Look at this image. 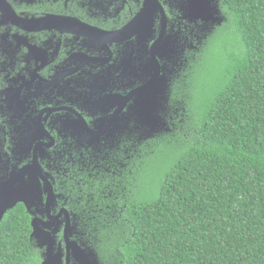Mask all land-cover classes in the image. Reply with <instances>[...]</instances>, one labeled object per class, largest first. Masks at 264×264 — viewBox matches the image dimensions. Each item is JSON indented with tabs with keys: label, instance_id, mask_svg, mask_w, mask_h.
<instances>
[{
	"label": "flooded vegetation",
	"instance_id": "flooded-vegetation-1",
	"mask_svg": "<svg viewBox=\"0 0 264 264\" xmlns=\"http://www.w3.org/2000/svg\"><path fill=\"white\" fill-rule=\"evenodd\" d=\"M210 5L222 22L196 16L191 0H0V185L31 184L37 158L56 194L49 212L43 191L4 216L24 208L39 264L47 246L32 235L36 218L51 220L62 264H78L66 232L99 258L68 207L82 194L63 191L95 188L98 174L120 172L189 118L180 110L195 51L225 21L219 0Z\"/></svg>",
	"mask_w": 264,
	"mask_h": 264
},
{
	"label": "trees",
	"instance_id": "trees-1",
	"mask_svg": "<svg viewBox=\"0 0 264 264\" xmlns=\"http://www.w3.org/2000/svg\"><path fill=\"white\" fill-rule=\"evenodd\" d=\"M219 4L225 21L195 51L184 83L189 118L153 142L175 152L157 184L141 192L149 146L120 172L98 174L95 188L63 191L82 194L68 207L96 236L102 264H264V0ZM223 25L238 49L224 46L229 60L212 82L211 43ZM23 227L22 206L4 216L0 264L40 263Z\"/></svg>",
	"mask_w": 264,
	"mask_h": 264
},
{
	"label": "water",
	"instance_id": "water-1",
	"mask_svg": "<svg viewBox=\"0 0 264 264\" xmlns=\"http://www.w3.org/2000/svg\"><path fill=\"white\" fill-rule=\"evenodd\" d=\"M191 3L195 10L199 12L196 16L204 18L206 21H212L213 23L222 22L223 18L216 14V12L212 11L214 10L211 6L212 4L209 6V0H191ZM34 167L36 169L34 173V180L31 182V184L26 183L28 186H22L24 182L20 179L17 181H20L21 184H19L18 188L13 190L8 189L6 183H2L0 185V222L6 211L8 209L14 208L20 201H23L26 204H28L31 200H33L35 203L41 202V194L43 191L48 193L47 210L48 212L50 211L49 204L50 202L56 200V194L54 193L53 189H50L51 184L48 180L46 181L45 186H42L38 178L41 170H37L41 169V166L37 158H35ZM63 212L67 214L68 223L70 224V216L65 209H62L59 215H61ZM38 221V218H36L34 221V231L32 235L39 240L41 246H47V250L41 264H62L61 252L55 254L54 236L49 231L45 230L46 228H49L50 224L52 223L51 220L48 221V224H45V228L39 226ZM65 235L66 240L68 241L67 248L73 249L75 251L74 255L78 261V264H102L101 260L97 258V253L94 250H89L88 248L85 249L75 241H70L67 232Z\"/></svg>",
	"mask_w": 264,
	"mask_h": 264
},
{
	"label": "rangeland",
	"instance_id": "rangeland-1",
	"mask_svg": "<svg viewBox=\"0 0 264 264\" xmlns=\"http://www.w3.org/2000/svg\"><path fill=\"white\" fill-rule=\"evenodd\" d=\"M226 26L223 25V28L220 29L217 34L214 36V41L211 43V50H210V60L207 64L209 70H211L210 80L213 82L214 76H217L223 73L221 68L224 69V65L227 64L229 58L225 55V48L224 46L227 45L228 49L232 47L233 50L238 49L237 39L233 40L232 36L226 31ZM212 74L214 75L212 77ZM212 77V78H211ZM213 79V80H212ZM219 77L216 79L218 80ZM215 80V81H216ZM202 81V82H200ZM196 82L206 83L205 79H198ZM206 87V86H205ZM204 87V88H205ZM208 89V88H205ZM197 92H199L198 85L195 86L194 97H196ZM151 150L148 154V159L143 161L142 167L145 166V172L147 173V177L145 180L144 187L141 189L143 194L149 193L150 186H155L157 184V179L160 176L163 168H161L164 164L166 165L175 152L171 150L169 147L162 145L160 147H156L153 143L150 144ZM158 148V149H157ZM164 165V166H165Z\"/></svg>",
	"mask_w": 264,
	"mask_h": 264
},
{
	"label": "clouds",
	"instance_id": "clouds-1",
	"mask_svg": "<svg viewBox=\"0 0 264 264\" xmlns=\"http://www.w3.org/2000/svg\"><path fill=\"white\" fill-rule=\"evenodd\" d=\"M100 259V258H99Z\"/></svg>",
	"mask_w": 264,
	"mask_h": 264
}]
</instances>
